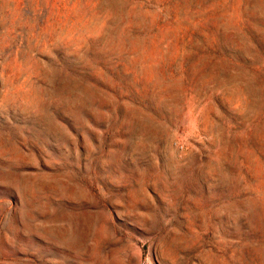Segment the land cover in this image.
<instances>
[{
    "label": "rangeland",
    "instance_id": "374dc122",
    "mask_svg": "<svg viewBox=\"0 0 264 264\" xmlns=\"http://www.w3.org/2000/svg\"><path fill=\"white\" fill-rule=\"evenodd\" d=\"M0 264H264V0H0Z\"/></svg>",
    "mask_w": 264,
    "mask_h": 264
}]
</instances>
